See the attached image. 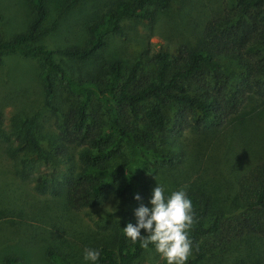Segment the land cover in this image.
I'll return each mask as SVG.
<instances>
[{
    "label": "trees",
    "instance_id": "obj_1",
    "mask_svg": "<svg viewBox=\"0 0 264 264\" xmlns=\"http://www.w3.org/2000/svg\"><path fill=\"white\" fill-rule=\"evenodd\" d=\"M172 1L115 0L86 24L83 44L62 48L42 43L58 24L55 19L46 26V0H28L30 19L24 28L9 37L0 30V65L13 55L34 60L43 109L55 119L43 133L40 113L24 112L12 136L0 133V149L11 160L14 177H32L37 192L70 210L111 197L138 206L152 196L160 170L177 165L167 135L219 129L248 101L264 103V0H226L221 12L205 20L196 45L146 51L128 66L115 57L93 62L108 47L110 34H123L124 21L152 24ZM76 2L70 0L63 11ZM87 61L95 67L85 73L69 66ZM251 161L244 168L233 166L237 189L228 209L214 206L210 192L187 194L195 223L186 264H204L247 235L264 239V153ZM20 196L14 190L12 201ZM128 223L136 225L134 212L121 215L112 242L97 248L95 264H135L146 250H155L153 244L143 249L140 241L127 238L123 228ZM141 235L147 232L141 229ZM46 257L52 264H76L61 249L47 250ZM3 263L22 264L13 256Z\"/></svg>",
    "mask_w": 264,
    "mask_h": 264
},
{
    "label": "rangeland",
    "instance_id": "obj_2",
    "mask_svg": "<svg viewBox=\"0 0 264 264\" xmlns=\"http://www.w3.org/2000/svg\"><path fill=\"white\" fill-rule=\"evenodd\" d=\"M114 1L77 0L63 11L70 0H46L49 12L46 26L55 19L58 24L42 43L48 48L83 44L86 24ZM225 1L173 0L170 7L158 12L152 24L126 20L123 34H110L108 47L92 61L115 57L128 66L146 51L151 55L159 49L183 43L196 45L205 20L221 12ZM29 19L28 0H0V30L4 37L24 28ZM142 61L150 68L145 58L142 57ZM69 66L75 73H85L95 67L89 61ZM37 69L34 60L17 55L8 56L0 65L1 136L3 133L11 135L20 116L28 111L40 113L43 133L51 130L55 119L43 109ZM234 126H238V130ZM201 128H191L177 137L167 135L166 145L176 154L177 165L162 168L153 186H164L165 197L180 189L187 194L210 192L215 197L214 206L228 209L229 199L237 189L234 183L238 173L233 166L244 168L253 157L264 153V103L248 101L239 114L230 117L219 129L201 131ZM39 169L43 174L49 171L43 166ZM34 185L32 177L22 180L13 176L12 162L0 149V213L6 212L0 217V264H4L5 256H13L22 264H52L46 257L49 249L65 251L76 264H92L84 259L85 248L97 250L100 245L111 243L121 215L135 213L141 206L122 204L111 197L100 205L75 211L59 199L37 192ZM14 190L21 195L19 201H12ZM150 199L142 204L151 207ZM14 210L26 216H13L10 212ZM135 264L167 262L156 250L148 249ZM204 264H264V239L244 236L240 241L227 244L224 253L207 257Z\"/></svg>",
    "mask_w": 264,
    "mask_h": 264
},
{
    "label": "clouds",
    "instance_id": "obj_3",
    "mask_svg": "<svg viewBox=\"0 0 264 264\" xmlns=\"http://www.w3.org/2000/svg\"><path fill=\"white\" fill-rule=\"evenodd\" d=\"M164 192V186L157 184L149 201L151 207L141 204L135 211L136 225L128 223L123 231L133 243L140 241L143 249L153 244L167 264H186L193 245L189 236L195 223L192 201L184 189L173 191L168 197ZM135 199L141 197L137 195ZM141 229L147 232L146 236L141 235ZM99 257L98 250L85 248L86 261L95 264Z\"/></svg>",
    "mask_w": 264,
    "mask_h": 264
}]
</instances>
